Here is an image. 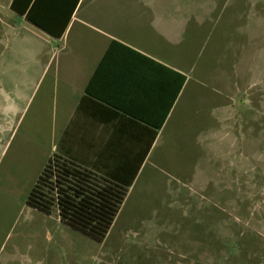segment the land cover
Masks as SVG:
<instances>
[{"label": "rangeland", "instance_id": "rangeland-1", "mask_svg": "<svg viewBox=\"0 0 264 264\" xmlns=\"http://www.w3.org/2000/svg\"><path fill=\"white\" fill-rule=\"evenodd\" d=\"M247 2L186 0L190 76L203 72L215 81L207 94L228 89L233 100L213 114L222 142L187 148L167 135L98 243L26 203L52 122L37 87L47 35L0 0V264H264V34L249 47L252 32L242 24L248 8L253 26L264 21V0Z\"/></svg>", "mask_w": 264, "mask_h": 264}, {"label": "crops", "instance_id": "crops-1", "mask_svg": "<svg viewBox=\"0 0 264 264\" xmlns=\"http://www.w3.org/2000/svg\"><path fill=\"white\" fill-rule=\"evenodd\" d=\"M51 1L50 13L59 20H65L75 6L63 37H51L21 16L47 35L40 36L45 58L40 62L43 70L37 87L42 90L39 108L50 106L52 122L42 170L59 154L123 180L135 178L131 191L156 148L168 144L167 135L187 148L201 139V145L222 142L216 132L220 119L213 114L219 106L231 109L233 100L228 89L215 88L213 95L224 99L218 105L217 96L207 94L210 89L203 90L212 88L214 79L203 72L190 76L193 67L185 63L186 0H79L77 5L76 0ZM244 15L247 19L242 24L247 22L252 32L248 46L255 39L259 45L264 34L262 16L253 26L249 8ZM254 32L257 38L252 39ZM244 56L250 66L252 52ZM172 71L187 76L173 106L179 82ZM248 104L253 103L249 100ZM191 108L196 111L194 118L188 114ZM211 131L216 135L207 137ZM181 134L183 142L179 141ZM168 166L173 168V164ZM179 170L185 168L180 165ZM234 211L235 203L232 217Z\"/></svg>", "mask_w": 264, "mask_h": 264}, {"label": "trees", "instance_id": "trees-1", "mask_svg": "<svg viewBox=\"0 0 264 264\" xmlns=\"http://www.w3.org/2000/svg\"><path fill=\"white\" fill-rule=\"evenodd\" d=\"M78 2L76 0V5ZM52 5L51 0H13L11 10L51 37L61 38L75 6L65 20H59L50 13ZM172 73L179 82L178 90L173 93V106L187 76L175 71ZM134 181L135 178L123 180L54 154L37 178L26 203L45 215L56 214L63 225L103 243Z\"/></svg>", "mask_w": 264, "mask_h": 264}]
</instances>
